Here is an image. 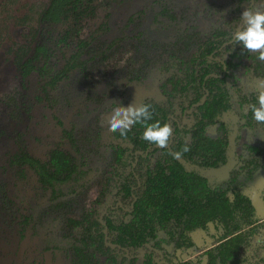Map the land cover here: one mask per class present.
<instances>
[{
	"label": "trees",
	"instance_id": "obj_1",
	"mask_svg": "<svg viewBox=\"0 0 264 264\" xmlns=\"http://www.w3.org/2000/svg\"><path fill=\"white\" fill-rule=\"evenodd\" d=\"M182 1L152 0L147 9L127 12L118 29L122 14L112 12L114 0H0V105L18 108L10 111L27 122L1 155L0 177L7 179L0 182V205L12 211L17 237L9 264H47L44 254L33 257L44 235L29 183L55 203L96 181L90 208L65 219L59 244L47 253L59 249L69 264H163L160 255L188 264L182 255L199 244L205 264H264V124L248 108L258 106L264 90V62L230 40L248 3L264 0H226L221 23L187 59L169 56L150 79L115 82V94L95 115L99 145L110 156L106 170L91 163L78 142L74 121L82 110L69 117L68 108L77 105L67 99L66 86L88 79L93 47L103 43L101 57L122 47L148 10L152 28L184 33L190 24L177 17ZM134 103L154 106L149 123L171 124L167 148L144 141L141 124L124 137L108 132L104 121L114 104ZM211 126L219 127L218 137L209 135ZM246 128L256 132V142L244 144ZM186 145L190 151L180 159L170 155Z\"/></svg>",
	"mask_w": 264,
	"mask_h": 264
},
{
	"label": "rangeland",
	"instance_id": "obj_2",
	"mask_svg": "<svg viewBox=\"0 0 264 264\" xmlns=\"http://www.w3.org/2000/svg\"><path fill=\"white\" fill-rule=\"evenodd\" d=\"M114 1L115 11L112 12L120 11L123 15L121 17L119 16L120 18L116 21V24L118 23V29L122 28L126 23L130 15L127 16V12L132 11L135 13L147 9L152 2V0H136L135 2L128 0V2L124 3L121 0ZM141 1L145 3L144 8L138 5ZM178 5H180V8L184 7V9H181V15V12L177 13V17H185L186 23L190 24L189 27L192 26V30L189 31L190 28L187 27L184 29V33H165L158 30V28H152V13L148 10L147 14L145 13L143 17L133 23L129 28L128 33L134 38H131V40L123 45H119L122 47L110 50L103 57L100 56L101 52L105 51L104 45H102L103 43L93 47L94 51L91 52V55L94 57V60L92 62V68L89 70L88 79L80 83H70L66 86V92L68 93L67 99L77 105V107L68 108L70 109L68 110L69 117L70 114L77 112V110H82L83 112L74 121L76 125L75 130L78 132V142L86 152V156L91 163L95 164L102 171L106 170V166L110 164L108 160L110 156L99 145L98 126L95 122V115L97 110L102 109L104 104L113 96L110 98L105 97L110 94H115V82L119 78L127 76L147 77V79H150L157 73L161 61L169 56L175 55L187 59V57L192 55L202 39L208 38L218 27L228 9L226 0H186ZM97 23L98 21L93 22V27ZM177 23L185 24L183 22ZM12 88L11 91L13 92L14 90L15 94V88ZM86 97H90V101L85 102ZM11 109L19 112V109L14 106L5 107L4 105H0V125L5 130V135L0 138V141L4 140L0 142V164L2 163L1 155L12 144L9 137L13 132L23 130L27 124L21 115L11 112ZM90 111L94 112L90 113ZM62 113V116L65 117L67 111L64 110ZM46 125L44 124L43 127H46ZM250 130L246 128L242 132L244 144L256 142L254 141L256 132ZM209 135L211 137H218L220 135L218 126L211 127L209 129ZM256 138L255 136V140ZM263 141L264 137L261 138V142ZM3 179L7 178L0 177V182ZM30 187V198L35 203L34 205L37 206L36 222L39 226L38 230L45 235L46 231H53L57 234L62 232L63 213H66L68 216H75L89 209L91 201L98 194L99 184L96 181L87 190L79 194V196L67 198L55 203L48 202L46 195L38 193L37 196L33 192L35 190L33 184L29 183ZM6 190L12 191L13 189L6 187ZM3 197L4 194L0 190V201H2ZM12 223V211L0 205V264H9L13 259L12 253L17 237ZM42 244L44 243L41 239L36 241L35 245L37 247L34 250L33 257H39L41 255L40 248H43ZM204 253L205 250H200L198 244L191 250L186 251L182 255V258L184 263L205 264Z\"/></svg>",
	"mask_w": 264,
	"mask_h": 264
},
{
	"label": "clouds",
	"instance_id": "obj_3",
	"mask_svg": "<svg viewBox=\"0 0 264 264\" xmlns=\"http://www.w3.org/2000/svg\"><path fill=\"white\" fill-rule=\"evenodd\" d=\"M239 20L241 23L237 25L232 33L230 40L233 45L242 46V50L250 53L258 54V59L264 62V4L257 5L254 2L248 3ZM264 83V82H262ZM110 116L104 122L107 124V130L110 133L119 132L124 137L136 124L145 127L142 139L159 148H167L169 146L172 127L170 123H164L163 126L159 120L149 123L155 115L154 106L150 103H136L127 107L114 104ZM254 120L259 124H264V90L259 91L258 106L256 104L249 105ZM190 151L186 145L183 152H172L170 155L174 159H180L183 153Z\"/></svg>",
	"mask_w": 264,
	"mask_h": 264
},
{
	"label": "flooded vegetation",
	"instance_id": "obj_4",
	"mask_svg": "<svg viewBox=\"0 0 264 264\" xmlns=\"http://www.w3.org/2000/svg\"><path fill=\"white\" fill-rule=\"evenodd\" d=\"M211 127H213V126H211ZM210 127V128H211ZM209 128V129H210ZM218 131H219V127H218ZM208 133H209V130H208ZM94 199V198H93ZM92 202V201H91ZM90 205H91V203H90ZM110 207H111V204H110ZM89 208H90V206H89ZM107 211V209L105 210V212ZM84 212V211H83ZM83 212H81L80 214H83ZM104 214V213H103ZM103 214H101L100 213V218L101 219H103L102 217H103ZM63 217H64V219H63V228H62V232L66 229V224H65V222H66V220L65 219H68L67 217H68V215H66V213H63ZM37 223V222H36ZM37 227H38V229H39V226H38V224H37ZM45 232V231H44ZM62 232L61 233H59V234H57V233H55V232H53V231H46V233H45V235H44V238H41V240H42V242L44 243V244H42L43 245V248H40V253L41 254H44V257H46V262H47V264H61V263H67V264H69V261L67 260V258L66 257H63L62 256V254H63V252H60V250L58 249H51V250H49L48 251V253H47V251H45L44 249L46 248V247H48V246H51V247H54V245H56V243L57 244H59L58 242L60 241V235L62 234ZM42 233V232H41ZM48 233H52L51 234V237H49L47 234ZM43 235V234H42ZM46 241L48 242V243H46ZM106 241H107V238H106ZM107 244V243H106ZM58 246V245H57ZM61 246V245H60ZM166 248V250L172 255V254H174V249L172 248V249H170L169 250V247H165ZM51 251H53L54 253H55V255H57V257L55 258V259H53V257H52V253H51ZM46 252V253H45ZM61 254V255H60ZM62 256V257H61ZM48 257V258H47ZM159 260H160V262H162L163 264H170V258L169 257H167V258H165V255H160V257H159Z\"/></svg>",
	"mask_w": 264,
	"mask_h": 264
}]
</instances>
